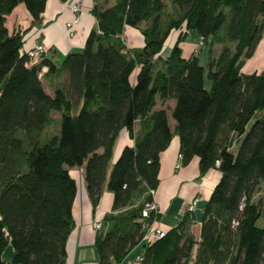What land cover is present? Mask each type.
<instances>
[{
  "label": "trees",
  "instance_id": "16d2710c",
  "mask_svg": "<svg viewBox=\"0 0 264 264\" xmlns=\"http://www.w3.org/2000/svg\"><path fill=\"white\" fill-rule=\"evenodd\" d=\"M20 4L39 23L47 0H0V264L66 263L79 191L70 170L81 167L94 210L106 181L113 195L96 233L99 264H121L136 248L143 264H264V190L254 198L264 183V70L242 72L264 35V0H95L97 29L59 66L31 62L24 34L9 33L6 16ZM126 27L140 30L143 47H127ZM172 31L177 40L163 57ZM189 34L210 47L207 68L183 55ZM44 67L65 78L53 95L40 78ZM171 99L174 128L163 107ZM123 130L134 143L107 179ZM174 135L183 165L198 158L202 176L216 169L221 177L199 239L195 213L184 211L164 237L145 243L143 221L160 214L142 211Z\"/></svg>",
  "mask_w": 264,
  "mask_h": 264
},
{
  "label": "crops",
  "instance_id": "0c3cea01",
  "mask_svg": "<svg viewBox=\"0 0 264 264\" xmlns=\"http://www.w3.org/2000/svg\"><path fill=\"white\" fill-rule=\"evenodd\" d=\"M114 2L115 0H107L106 5H112ZM73 4L80 6V22L69 31L66 25L68 22L73 21L75 17V13L71 8ZM94 4L95 0H47L46 9L39 23H34L26 6L20 4L6 16V27L10 34L17 32L24 34L25 43L23 52H28L37 44L42 43L46 47L44 58L50 59L59 66L69 53L81 51L84 48L89 33L93 29H97L98 22L92 14ZM178 34V31H172L164 48L167 47L168 43L172 49ZM122 38L129 48H141L145 45L143 34L136 28L126 27ZM193 38V42L186 41L185 39L182 43L183 55L185 57L198 56V51L206 46L199 47V39L194 36ZM259 49H263V57L264 35L250 59H253L257 55ZM40 78L46 92L50 95H53L56 86L65 82L63 76L58 72L50 73L47 67H44L40 72ZM206 86H208L207 82ZM157 102L156 108H162L161 101L158 99ZM174 106V99L167 101L163 105L168 111L169 122L172 128L175 126V120L172 117ZM135 127L137 133H139V121L136 122ZM133 143L134 140L130 137L128 131L123 130L114 147L113 158L108 167L107 179L122 149L126 145H133ZM99 152H102V150H99ZM70 173L75 179L80 176L82 181L80 185L78 183L79 191L74 204L76 225L68 239V257L65 264H99L95 245L98 230L94 228V223L102 222L104 215L112 211L113 195L107 190L106 181L101 199L94 210L85 187L84 168H73L70 170ZM76 173L79 175L76 176ZM220 177L221 174L216 169H212L202 176L199 170L198 158H194L188 165H183L180 158L179 138L174 135L170 146L160 157V183L155 190V199L159 205L160 216L155 225L165 230L175 227L182 218L187 204L197 197L199 200L194 211L197 223L193 225L192 231L196 238L199 239L204 206L219 182ZM146 195L147 191L142 190L138 199L142 200ZM137 250L138 248L134 249L123 264L130 260ZM11 256L12 252L9 248L4 253V258L9 261Z\"/></svg>",
  "mask_w": 264,
  "mask_h": 264
},
{
  "label": "built area",
  "instance_id": "2783aa9c",
  "mask_svg": "<svg viewBox=\"0 0 264 264\" xmlns=\"http://www.w3.org/2000/svg\"><path fill=\"white\" fill-rule=\"evenodd\" d=\"M71 8H72V11L75 13V17L73 21L68 22L66 25L69 31L72 29L74 25L80 22V6L78 4H73ZM198 42H199V45H198L199 47L204 45V40L202 38H200ZM45 51H46L45 45L42 43H39L33 49L29 50L27 53H28V56L30 57L31 62L35 63V62H39L40 59L44 57ZM180 158H181V155H180ZM149 194L151 195V200H149L145 204L144 209L142 211L144 218L149 217L151 212H154L156 214L159 213V205L155 199L156 191L151 189L149 190ZM198 200L199 198L196 197L192 201H190L187 204L185 211L194 212L196 209ZM155 224H156V221L152 223H149L145 220L143 221L142 223V230L144 232V235L142 238L143 242L149 243L158 238H162L165 236L166 230L160 226H156ZM94 227L95 229L99 230L102 227V222H96L94 224ZM143 260L144 258L142 254H136L133 256V258H131L124 264H143Z\"/></svg>",
  "mask_w": 264,
  "mask_h": 264
},
{
  "label": "rangeland",
  "instance_id": "374dc122",
  "mask_svg": "<svg viewBox=\"0 0 264 264\" xmlns=\"http://www.w3.org/2000/svg\"><path fill=\"white\" fill-rule=\"evenodd\" d=\"M187 40L193 42L194 38H193V36L191 34H189L188 37L186 38V41ZM198 45H199V42H198ZM166 46L167 47L164 48L163 52H162L163 57H167L170 54V52H171V48H170L168 43H167ZM221 49H222L221 45L214 46L213 47L214 55L218 56L220 51H221ZM209 50H210V47L209 46H205L201 50H199L198 53H197L199 58H200V63L205 68H207V63H208V59H209ZM262 51H263V49H259L257 51V55L253 59L248 58V59L245 60V63L243 65V67H242V72L249 74V73H253V72H261V71L264 70V56L262 57V53H263ZM256 69H257V71H256ZM205 79H206V82L208 84V87H210V80L207 78V76H206ZM53 117L56 119V121H58L60 119V114L59 113H53ZM172 120H173V118H172ZM57 128H58L57 124H55V125H53V127H51V129H49L47 131V133H50V132L53 133V132L56 131ZM77 175H79V174L76 173V176ZM76 180L78 181V183L80 185V182L82 181L81 177L78 176L76 178ZM263 190H264V183L262 184V186L260 187L259 192L256 193L254 198L258 199L261 196Z\"/></svg>",
  "mask_w": 264,
  "mask_h": 264
},
{
  "label": "bare ground",
  "instance_id": "6f19581e",
  "mask_svg": "<svg viewBox=\"0 0 264 264\" xmlns=\"http://www.w3.org/2000/svg\"><path fill=\"white\" fill-rule=\"evenodd\" d=\"M185 211V210H184Z\"/></svg>",
  "mask_w": 264,
  "mask_h": 264
}]
</instances>
